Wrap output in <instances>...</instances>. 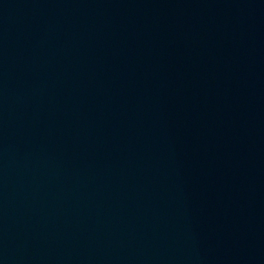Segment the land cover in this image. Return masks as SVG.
<instances>
[{
	"label": "water",
	"instance_id": "water-1",
	"mask_svg": "<svg viewBox=\"0 0 264 264\" xmlns=\"http://www.w3.org/2000/svg\"><path fill=\"white\" fill-rule=\"evenodd\" d=\"M0 264H264V0H0Z\"/></svg>",
	"mask_w": 264,
	"mask_h": 264
}]
</instances>
